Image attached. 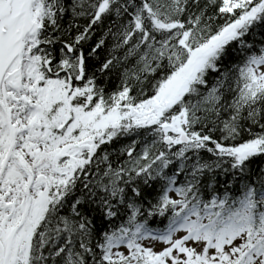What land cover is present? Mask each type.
I'll return each mask as SVG.
<instances>
[{"label":"snow or ice","instance_id":"1","mask_svg":"<svg viewBox=\"0 0 264 264\" xmlns=\"http://www.w3.org/2000/svg\"><path fill=\"white\" fill-rule=\"evenodd\" d=\"M0 264H264V0H0Z\"/></svg>","mask_w":264,"mask_h":264}]
</instances>
